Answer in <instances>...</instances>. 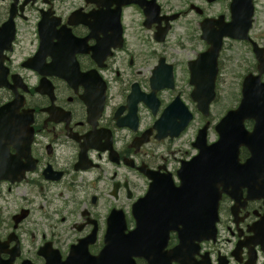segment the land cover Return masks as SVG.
<instances>
[{"label": "flooded vegetation", "instance_id": "1", "mask_svg": "<svg viewBox=\"0 0 264 264\" xmlns=\"http://www.w3.org/2000/svg\"><path fill=\"white\" fill-rule=\"evenodd\" d=\"M40 37L38 73L25 64ZM212 89L201 116L193 94ZM261 89L264 0H0V264L96 257L111 209L133 229L144 173L178 185L199 133L215 144L224 114ZM258 142L250 165L238 148L214 240L172 264H264ZM177 243L170 233L167 250Z\"/></svg>", "mask_w": 264, "mask_h": 264}, {"label": "water", "instance_id": "2", "mask_svg": "<svg viewBox=\"0 0 264 264\" xmlns=\"http://www.w3.org/2000/svg\"><path fill=\"white\" fill-rule=\"evenodd\" d=\"M248 118H253L257 122H262L264 119V112L258 111L256 106H240L236 111L228 112L222 122H224L225 128L229 130L233 142L238 140V135H240L247 141V147L252 149L250 148L252 140L258 138L260 135L257 134V126L249 135L244 134L241 123L244 119ZM225 122H230L231 126H228ZM236 124H238V126H236ZM239 124L241 126H239ZM222 134H220V140L217 143L218 149H215L214 146L199 147L200 155L185 167L183 172H185L187 178H183L179 188H175L172 183H170L169 189L164 193H156L154 190L150 189L143 200L133 207V217L138 219L136 215L140 212H149L150 210L149 208L147 209V206L153 204L154 194L157 196L161 194L163 196L162 198L166 200L156 207L157 210H164L168 212L169 216H191L192 218L184 224L176 222L168 224L167 222H162L157 225L158 228L167 227L171 229L181 226V248L185 247L187 241H194L198 239L200 235L196 231L200 225L197 215L203 214L205 216L206 220L202 223L203 229L208 232V236H214V226L217 222L216 206L217 200L219 199L217 184L215 183L214 177L218 172L222 173V170L226 168L227 165L231 164V161L228 159L224 163L219 161L221 156L218 155V153L223 150L224 146ZM202 139L203 137L201 136V140ZM203 142L204 139L202 140V143ZM228 147L229 145L224 149L227 150ZM253 152L255 154V150H252V153ZM182 176H180V178H182ZM110 223H112V228L109 231L111 241L98 257L99 264H134L133 259L139 257H143L149 262L152 257L159 252L161 253L165 246V240H163L161 242L162 245L154 250L157 242H155L156 237L152 232V228L156 227V225L143 232H141L140 229L144 228V226L138 225L133 232L125 236L122 231L123 223L121 219L114 217Z\"/></svg>", "mask_w": 264, "mask_h": 264}]
</instances>
